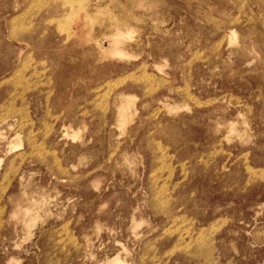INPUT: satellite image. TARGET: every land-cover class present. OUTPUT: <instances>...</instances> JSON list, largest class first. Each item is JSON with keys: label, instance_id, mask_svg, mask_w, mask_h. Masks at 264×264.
Segmentation results:
<instances>
[{"label": "rangeland", "instance_id": "1", "mask_svg": "<svg viewBox=\"0 0 264 264\" xmlns=\"http://www.w3.org/2000/svg\"><path fill=\"white\" fill-rule=\"evenodd\" d=\"M0 112V264H264V0H0Z\"/></svg>", "mask_w": 264, "mask_h": 264}, {"label": "bare ground", "instance_id": "2", "mask_svg": "<svg viewBox=\"0 0 264 264\" xmlns=\"http://www.w3.org/2000/svg\"><path fill=\"white\" fill-rule=\"evenodd\" d=\"M93 1H94V0H93ZM100 2H101V1H100ZM108 2H109V1H108ZM111 2H112V1H111ZM68 3H69V2H68ZM95 3H96V2H95ZM103 3H104V2H103ZM130 3H131V2H130ZM70 4H71V3H70ZM111 4H112V3H111ZM123 4H124V3H123ZM66 5H67V2H66ZM108 5H109V4H108ZM120 5H121V4H120ZM131 5H132V4H131ZM131 5H130V6H131ZM64 6H65V5H64ZM72 6H73V5H72ZM95 6H96V5H95ZM123 6H124V5H123ZM106 7H107V6H106ZM114 7H115V6H114ZM72 8H74V7H72ZM72 8H70V9H72ZM125 8H126V7H125ZM128 8H129V7H128ZM133 8H134V6H133ZM87 9H88V8H87ZM110 9H111V8H110ZM72 10H73V9H72ZM102 10H104V9H102ZM108 10H109V8H108ZM108 10H106V11H108ZM120 10H121V8H120ZM124 10H126V9H124ZM110 11H111V10H110ZM129 11H130V10H129ZM129 11H128V12H129ZM128 12H127V13H128ZM100 13H101V12H100ZM108 13L110 14L111 12H108ZM123 13H124V12H123ZM123 13H122V14H123ZM105 14H106V13H105ZM106 15H107V14H106ZM55 18H56V17H55ZM55 18H54V19H55ZM121 18H122V17H121ZM121 18H118V19H121ZM54 19H53V21H54ZM134 19H135V18H134ZM50 20H51V19H50ZM59 20H60V19H59ZM113 20H116V18L113 19ZM113 20H112V21H113ZM55 21H56V20H55ZM57 21H58V20H57ZM116 21H118V20H116ZM123 21H124V19L121 20V22H123ZM134 21H135V20H134ZM50 22H51V21H50ZM48 23H49V22H48ZM56 23H57V22H56ZM111 23H112V22H111ZM113 23H114V22H113ZM49 24H50V23H49ZM109 24H110V23H109ZM118 24H119V23H118ZM112 25H113V24H112ZM121 25H122V24H121ZM124 25H125V23H124ZM22 26H23V25H22ZM22 26H21V27H22ZM25 26H26V25H25ZM64 26H65V25H64ZM109 26H110V25H109ZM116 26H117V24H116ZM57 27H58V26H57ZM24 28H25V27H24ZM24 28H23V29H24ZM26 28H28V26H26ZM117 28H118V27H117ZM125 28H126V26H125ZM28 29H29V28H28ZM28 29H27V31H28ZM91 29H93V26H92ZM106 29H107V28H106ZM111 29H112V28H111ZM114 29H115V28H114ZM58 30H59V29H58ZM58 30H57V31H58ZM123 30H124V28H123ZM126 30H128V29H126ZM19 31H20V30H19ZM121 31H122V30H121ZM121 31L117 30L116 32H114V34H112L111 36H109V39H110V40H109V42H110V43H109V44H110L109 46H111L110 51H106V50L104 49L106 52L110 53V55H112V56H113V55H121V54L124 53V51H123L122 48H121V43H122V41H124L123 39L128 38V37L126 36V35H127L126 33H123V32H121ZM24 32H26V31H24ZM58 32H59V31H58ZM91 32H92V31H91ZM13 33H14V32H13ZM61 33H62V32H61ZM112 33H113V32H112ZM103 34H105V33H103ZM108 34H109V33H108ZM11 35H12V34H11ZM15 35H16V32H15ZM20 35H22V34H20ZM40 35H41V34H40ZM109 35H110V34H109ZM87 36H88V35H87ZM100 36H101V35H100ZM102 36H103V35H102ZM104 36H105V35H104ZM9 37H11V36H9ZM16 37H17V36H16ZM106 37H107V36H106ZM68 38H69V36H68ZM88 38H89V37H88ZM103 38H104V37H103ZM65 39H66V38H65ZM94 39H95V38H94ZM106 39H107V41H108V38H106ZM106 39H105V40H106ZM88 40H90V38H89ZM100 40H101V39H100ZM105 40H104V41H105ZM125 40H126V39H125ZM127 40H131V39H127ZM16 41H18V40H16ZM22 41H23V40H22ZM91 41H93V40H91ZM97 41H98V40H97ZM18 42H19V41H18ZM88 42H89V41H88ZM94 42H96V41H94ZM85 43H86V41H85ZM123 43H124V42H123ZM26 44H27V43H26ZM96 44L98 45V42H97ZM96 44H95V45H96ZM125 44H126V43H125ZM27 45H28V44H27ZM100 45H101V43H100ZM100 45H99V46H100ZM28 46H29V45H28ZM107 46H108V45H107ZM100 47H101V46H100ZM96 50H97V49H96ZM125 50H126V49H125ZM32 51H33V50H32ZM105 51H103L102 53H104ZM125 52H126V51H125ZM104 54H106V53H104ZM104 54H103V55H104ZM92 55H93V54H92ZM100 55L102 56V54H100ZM107 55H108V54H107ZM102 57H103V58L105 57L104 59L107 58L106 55H104V56H102ZM108 57H109V55H108ZM103 58H101V59H103ZM109 58H111V57H109ZM19 59H20V58H19ZM107 59H108V58H107ZM95 60H96V59H95ZM97 60H98V59H97ZM97 60H96V61H97ZM99 60H100V59H99ZM99 60L97 61V63L99 62ZM96 61H95V62H96ZM43 62H44V61H43ZM43 62H42V63H43ZM95 62H93V63H95ZM42 63L40 62V64H42ZM27 64H30V63H27ZM25 65H26V64H25ZM28 66H29V65H28ZM34 66H35V65H34ZM15 67H16V66H15ZM25 67H27V65H26ZM45 68H46V67H45ZM14 69H15V68H14ZM14 69H13V70H14ZM20 69H21V68H20ZM35 69H36V68H35ZM43 69H44V68H43ZM36 70H37V69H36ZM24 71H25V70H24ZM43 71H44V70H43ZM16 72H17V71H16ZM39 72H40V71H39ZM13 73H14V72H13ZM34 73H36V72L34 71ZM34 73H33V74H34ZM20 74H21V73H20ZM35 76H36V75H35ZM28 77H29V76H28ZM14 78H15V77H14ZM38 78H39V77H38ZM38 78H37V79H38ZM123 78H124V77H123ZM123 78H122V79H123ZM8 79H10V78H7V80H8ZM37 79H36V80H37ZM89 79H90V77H89ZM25 80H28V79H25ZM83 80H84V79H83ZM116 80H117V79H116ZM4 81H5V80H4ZM4 81H2L1 83H3ZM11 81H12V80H11ZM14 81H15V80H14ZM20 81H21V80H20ZM28 82H29V81H28ZM28 82H27V83H28ZM113 82H114V81H113ZM11 83H12V82H11ZM15 83H17V79H16V82H15ZM33 83H34V82H33ZM84 83H85V82H84ZM115 83H117V82H115ZM119 83H120V82H119ZM20 84H21V82H20ZM24 84H25V83H24ZM30 84H32V83H30ZM36 84H37V83H36ZM17 85H18V84H17ZM21 85H22V84H21ZM109 85H110V84H109ZM19 86H20V85H19ZM37 86H38V84H37ZM15 87H16V86H14V88H15ZM22 87H23V86H22ZM24 87H25V85H24ZM30 87H31V86H29V88H30ZM101 87H102V86H101ZM114 88H115V87H113V90H114ZM22 89H23V88H22ZM25 89H26V88H25ZM30 89H32V88H30ZM94 89H95V88H94ZM23 90H24V89H23ZM23 90H22V91H23ZM13 91H14V90H13ZM16 91H17V90H16ZM22 91H21V92H22ZM40 91H42V90H40ZM111 91H112V90H111ZM19 92H20V91H19ZM19 92H18V93H19ZM24 92H25V91H24ZM120 92H122V91H120ZM22 93H23V92H22ZM19 94H20V93H19ZM9 95H11V94H9ZM98 95H99V94H98ZM127 95H128V94H126V96H127ZM129 95H131V94H129ZM15 96H16V95H15ZM47 96H48V95H47ZM117 96H118V94H117ZM123 96H124V95H123ZM132 96H133V95H132ZM132 96H131V97L129 96V98H132ZM21 97H22V96H21ZM30 97H31V96H30ZM48 97H49V96H48ZM133 97H134V96H133ZM119 98H120V100H121V97H119ZM129 98H126V97H125V98H124V103L121 104L122 106H121V108H120V112L122 113V114H121L122 117H123V115H127V114H128L127 112H129V111H127L128 108H130L129 106L131 105V101H130ZM99 99H100V98H99ZM8 100H9V99H8ZM11 100H12V99H11ZM11 100H10V101H11ZM21 100H22V99H21ZM45 100H46V99H45ZM94 101H95V100H94ZM12 102H13V101H12ZM121 102H122V101H121ZM162 102H163V101H162ZM162 102H161V103H162ZM164 103H165V102H164ZM174 103H175V102H174ZM96 104H97V103H96ZM1 105H2V103H1ZM9 105H10V104H9ZM100 105H101V103H100ZM12 106H13V105H12ZM80 106L82 107V105H80ZM161 106H162V104H161ZM94 107H95V106H94ZM101 107H102V106H101ZM167 107H168V104H167ZM18 108H19V107H18ZM92 108H93V107H92ZM97 108H98V107H97ZM172 108H173V107H172ZM8 109H9V108H8ZM10 109H11V108H10ZM12 109H13V108H12ZM22 109H23V108H22ZM22 109H21V110H22ZM162 109H163V108H162ZM61 110H62V109H61ZM83 110H84V109H83ZM85 110H86V108H85ZM85 110H84V111H85ZM99 110H100V109H99ZM163 110H164V109H163ZM166 110H167V109H166ZM19 111H20V110H19ZM164 111H165V110H164ZM8 112L11 113V111H8ZM17 112H18V110H17ZM20 112H21V111H20ZM20 112H19V113H20ZM61 112H62V111H61ZM86 112H87V111H86ZM102 112H103V111H102ZM157 112H159V111H157ZM0 113H1V112H0ZM49 113H50V112H49ZM82 113H83V112H82ZM6 114H7V113H6ZM51 114H52V113H51ZM59 114H60V113H59ZM80 114H81V113H80ZM85 114H86V113H85ZM238 114H239V113H238ZM4 115H5V114H4ZM83 115H84V114H83ZM87 115H89V114H87ZM220 115H221V114H219V116H220ZM19 116H20V115H19ZM85 116H86V115H85ZM130 116H131V114H130ZM239 116H240V114H239ZM0 117H1V116H0ZM25 117H26V116H25ZM122 117H121V118H122ZM127 117H129V116H126V118H127ZM233 117H235V116H233ZM14 118H15V117H14ZM19 118H20V117H19ZM124 118H125V117H124ZM25 119H26V118H25ZM128 119H129V118H128ZM231 119H232V118H231ZM21 120H23V119H21ZM121 120L124 121L123 119H121ZM226 120H227V119H226ZM228 120H229V119H228ZM232 120H233V119H232ZM28 121H29V120H28ZM28 121H27V122H28ZM46 121H47V120H46ZM224 121H225V120H224ZM3 122H4V121H3ZM62 122H63V121H62ZM230 122H231V121H230ZM23 124H24V123L22 122L21 125L23 126ZM44 124H45V122H44ZM50 124H51V123H50ZM53 124H54V123H53ZM53 124H51V126H52ZM83 124H84V123H83ZM230 124H231V123H230ZM10 125H11V124H10ZM10 125H9V126H10ZM16 125H17V124H16ZM67 125H68V124H67ZM67 125H66V126H67ZM232 125H233V124H232ZM232 125H231V126H232ZM11 126H12V125H11ZM22 126H21V127H22ZM82 126H83V125H82ZM84 126H85V125H84ZM229 126H230V125H229ZM231 126L228 127V128H229V129H230V128H233V127H231ZM23 127H24V126H23ZM61 127H62V126H61ZM85 127H86V126H85ZM9 128H10V127H9ZM45 128H46V127H45ZM47 128H48V127H47ZM47 128H46V130H47ZM78 128H79V127H78ZM82 128H83V127H82ZM29 129H30V128H29ZM71 129H72V128H71ZM120 129H121V128H120ZM73 130H74V129H73ZM85 130H86V128H85ZM116 130H117V129H116ZM3 131H4V130H3ZM80 131H82V130L80 129ZM227 131H228V129H227ZM231 131H234V130H231ZM0 132H1V130H0ZM50 132H51V130H50ZM65 132H66V131H65ZM76 132H79V130L76 131ZM82 132H83V131H82ZM46 133H48V131H47ZM66 133H67V132H66ZM79 133H81V132H79ZM229 133H230V132H229ZM232 133H233V132H232ZM24 134H25V133H24ZM29 134H30V133H29ZM33 134H34V133H33ZM67 134H68V133H67ZM71 134H73V135H72L73 137L76 136V135H75L76 133L74 134V132L71 133ZM71 134H68V135H71ZM3 135H4V137H5V134H3ZM3 135H2V136H3ZM31 135H32V133H31ZM74 135H75V136H74ZM115 135H116V134H115ZM243 135H245V134H243ZM16 136H17V135L15 134V136H14L15 139H16ZM44 136H46V134H45ZM44 136H43V137H44ZM47 136H48V135H47ZM65 136H66V135H65ZM80 136H81V135H80ZM221 136H222V135H221ZM227 136H228V135H227ZM230 136H231V135H230ZM6 137H7V136H6ZM24 137H25V136H24ZM62 137H63V136H62ZM62 137H60V138H62ZM73 137H72V138H73ZM77 137H79V136L77 135ZM239 137H240V136H239ZM239 137H238V138H239ZM12 138H13V136H12ZM12 138H10V139H12ZM41 138H42V137H41ZM63 138H64V137H63ZM68 138H70V137H68ZM75 138H76V137H75ZM75 138H74V140H75ZM113 138H114V137H113ZM115 138H117V137H115ZM225 138H226V136H225ZM77 139H79V138H77ZM239 139H240V138H239ZM241 139H242V137H241ZM241 139H240V140H241ZM154 140H155V139H154ZM42 141H43V140H42ZM113 141H114V140H113ZM227 141H228V140H227ZM238 141H239V140H238ZM22 142H23V141H22ZM28 142H29V141H28ZM28 142H27V143H28ZM55 142H56V141H55ZM9 143H10V145H9ZM9 143L6 145V146H8V148H9L10 146L13 145V144L11 145V143H13L12 141L9 142ZM64 143H65V142H64ZM31 144H32V143H31ZM37 144H38V142H37ZM155 144H156V143H155ZM29 145H30V144H29ZM38 145H39V144H38ZM14 146H15V145H14ZM39 146H40V145H39ZM34 147H35V149H36V146H35V145H34ZM158 147H159V145L157 146V148H158ZM10 148H11V147H10ZM37 148H38V147H37ZM165 149H166V148H165ZM8 150H9V149H8ZM12 150H13V149H11V150H9V151H12ZM33 150H34V149H33ZM42 150H43V149H42ZM9 151H8V152H9ZM46 151H48V149H47ZM46 151H45V153H46ZM52 151H53V150H52ZM54 151H55V150H54ZM164 151H165V150H164ZM34 152H35V151H34ZM150 152H151V151H150ZM160 152H161V150H160ZM162 152H163V151H162ZM166 152H167V151H166ZM4 153H5V152H4ZM19 153H20V152H19ZM25 153H27V152H25ZM41 153H42V152H41ZM47 153H48V152H47ZM119 153H120V152H119ZM32 154H33V153H32ZM54 154H55V153H54ZM54 154H53V155H54ZM151 154H152V153H151ZM158 154H159V153H158ZM160 154H161V153H160ZM166 154H167V153H166ZM172 154H173V153H172ZM6 155H7V154H6ZM40 155H41V154H40ZM20 156H21V154H20ZM43 156H44V155H43ZM43 156H42V157H43ZM132 156H133V154H132ZM40 157H41V156H40ZM78 157H79V156H78ZM82 157H83V156H82ZM122 157H124V156H122ZM160 157H161V156H160ZM162 157H163V156H162ZM162 157H161V158H162ZM44 158H45V157H44ZM124 158H125V157H124ZM124 158H123V159H124ZM167 158H168V157H167ZM197 158H199V157H197ZM55 159H58V158L55 157L54 160H55ZM200 159H201V158H200ZM203 159H204V158H203ZM2 160H3V159H2ZM29 160H30V159H29ZM48 160H49V159H48ZM128 160H129V159H128ZM132 160H133V159H132ZM169 160H170V159H169ZM0 161H1V160H0ZM21 161H22V160H21ZM158 161H159V160H158ZM12 162H13V161H12ZM127 162H128V161H127ZM9 163H10V162H9ZM54 163H55V162H54ZM124 163H125V162H124ZM180 163H182V162H180ZM202 163H203V162H202ZM246 163H247V162H246ZM0 164H1V163H0ZM49 164H50V163H49ZM59 164H60V163H59ZM70 164H72V163H70ZM131 164H132V162H131ZM178 164H179V163H178ZM11 165H12V164H11ZM129 165H130V162H129ZM163 165H164V164H163ZM182 165H183V164H182ZM182 165H181V166H182ZM7 166H8V165H7ZM15 166H16V165H15ZM15 166H14V168H15ZM20 166H21V165H20ZM64 166H65V165H64ZM64 166H63V167H64ZM69 166H70V165H69ZM72 166H73V164H72ZM244 166H245V165H244ZM244 166H243V167H244ZM50 167H51V166H50ZM58 167H59V166H58ZM158 167H159V166H158ZM158 167H157V168H158ZM160 167H161V165H160ZM61 168H62V167H61ZM220 168H221V167H220ZM226 168H227V167H226ZM226 168H225V169H226ZM15 169H16V168H15ZM58 169H59V168H58ZM58 169H57V170H58ZM62 169H63V168H62ZM160 169H161V168H160ZM248 169H249V167H248ZM60 170H61V169H60ZM63 170H64V169H63ZM67 170H68V169H67ZM158 170H159V169H158ZM220 170H221V169H220ZM61 171H62V170H61ZM160 171H161V170H160ZM243 171H244V170H243ZM251 171H252V170H251ZM3 172H4V171H3ZM11 172H12V171H11ZM11 172H10V173H11ZM62 172H63V171H62ZM15 173H16V172H15ZM29 173H30V172H29ZM59 173H60V172H59ZM130 173H131V172H130ZM60 174H61V173H60ZM8 175H9V174H8ZM13 175H14V174H13ZM20 176H21V175H20ZM2 177H3V175H2ZM3 178H4V177H3ZM8 178H9V177H8ZM11 178H12V177H11ZM161 178H162V177H161ZM23 179H24V178H23ZM20 180H21V179H20ZM24 180H25V179H24ZM147 180H148V179H147ZM153 180H154V179H153ZM153 180H152V181H153ZM152 181H151V183H152ZM160 182H161V181H160ZM20 183H21V182H20ZM153 183H154V182H153ZM26 185H27V184H26ZM23 186H24V185H23ZM147 186H148V185H147ZM157 186H158V185H157ZM162 186H163V185H162ZM26 187H27V186H26ZM152 189H154V188H152ZM21 190H22V189H21ZM154 191H155V190H154ZM20 192H21V191H20ZM158 194H159V193H158ZM155 195H157V194H155ZM155 195H154V196H155ZM151 197H152V195H151ZM154 198H155V197H154ZM152 199H153V198H152ZM173 199H174V198H173ZM158 202H159V201H158ZM152 208H153V207H152ZM161 213H162V212H161ZM171 216H172V215H171ZM173 216H174V215H173ZM174 218H175V217H174ZM174 218H173V219H174ZM176 218H178V217H176ZM133 220H134V219H133ZM134 221H136V220H134ZM172 223H173V222H172ZM140 224H142V222H141ZM133 229H134V228H133ZM134 230H135V229H134ZM137 230H138V229H137ZM134 232H135V231H134ZM164 234H165V233H164ZM140 235H141V234H140ZM161 236H162V235H161ZM159 237H160V236H159ZM185 243H187V242H185ZM182 246H183V245H182ZM184 247H185V245H184ZM183 249H184V248H183ZM168 251H170V250H168ZM164 252H165V251H164ZM164 252H163V253H164ZM169 253H170V252H169ZM163 255H164V254H163ZM165 255H166V253H165ZM166 258H167V257H166ZM109 264H115V263H109Z\"/></svg>", "mask_w": 264, "mask_h": 264}]
</instances>
